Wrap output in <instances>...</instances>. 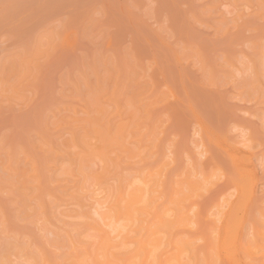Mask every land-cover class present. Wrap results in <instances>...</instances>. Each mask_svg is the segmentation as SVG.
Segmentation results:
<instances>
[{"label": "rangeland", "instance_id": "374dc122", "mask_svg": "<svg viewBox=\"0 0 264 264\" xmlns=\"http://www.w3.org/2000/svg\"><path fill=\"white\" fill-rule=\"evenodd\" d=\"M262 57L264 0H0V264H29L37 246L74 264L80 243L60 251L51 242L64 233L91 253L115 237L106 259L118 264H138L140 246L145 264H264ZM154 165L165 167V192L188 198L191 222H169L165 210L163 222L129 223L130 243H118L123 221L107 195L122 172ZM200 168L215 183L188 197L178 183L202 178ZM88 255L80 264L106 260Z\"/></svg>", "mask_w": 264, "mask_h": 264}, {"label": "bare ground", "instance_id": "6f19581e", "mask_svg": "<svg viewBox=\"0 0 264 264\" xmlns=\"http://www.w3.org/2000/svg\"><path fill=\"white\" fill-rule=\"evenodd\" d=\"M261 58V57H260ZM263 59H264V57H262ZM251 62V61H250ZM249 62V63H250ZM261 62H263V61H261ZM252 63V66H253V64H254V62H251ZM258 64V63H257ZM263 63H261V65H262ZM251 66V65H250ZM253 67H251V69H252ZM255 68V67H254ZM253 68V69H254ZM261 68V67H260ZM251 70L252 72H254V70ZM258 69V67L257 68H255V70H257ZM259 70V69H258ZM257 73V72H256ZM255 73V74H256ZM264 75V74H263ZM258 77V76H257ZM257 81V80H256ZM264 83V82H263ZM260 84V83H259ZM261 86H263V85H261ZM264 88V87H263ZM263 92V91H262ZM261 93V92H260ZM262 118V117H261ZM117 129H118V127H117ZM120 129H122V128H119V130ZM118 132V131H117ZM121 132V131H120ZM117 134V133H116ZM118 134H120V133H118ZM121 135V134H120ZM119 135V136H120ZM107 136V135H106ZM118 136V135H117ZM99 137V136H98ZM102 137V136H101ZM103 138H105L106 139V137H103ZM112 138V137H111ZM110 138V139H111ZM99 139V138H98ZM109 139V138H108ZM113 140L115 139L116 141H117V139L116 138H112ZM108 141V140H107ZM120 141V140H119ZM118 141V142H119ZM123 141V140H122ZM75 142V141H74ZM100 142L102 143L103 141L102 140H100ZM110 142V141H109ZM107 143V144H109L110 145V143ZM113 142V141H112ZM116 143V145L118 146V144H117V142H115ZM122 142H120V144H121ZM104 144V143H103ZM102 144V145H103ZM113 144V143H112ZM108 145V146H109ZM114 145V144H113ZM105 146H106V144H105ZM104 146V147H105ZM119 146H121V145H119ZM103 147V148H104ZM99 148V147H98ZM98 150V149H97ZM104 150V149H103ZM101 151H102V149H101ZM236 154V153H235ZM198 155V154H197ZM199 155H201V154H199ZM231 156V155H230ZM237 156V155H236ZM199 158H201V157H199ZM232 158H236L235 157V155H234V153H233V155H232ZM192 159V158H191ZM190 159V160H191ZM198 159V158H197ZM200 160V159H199ZM199 160H197V161H195L196 163H195V167H196V164H197V162L199 161ZM201 161V160H200ZM193 163V162H192ZM199 163V165L201 166V164H200V162H198ZM235 163V162H234ZM160 165H162V164H160ZM198 165V164H197ZM198 165V166H199ZM192 166H193V164H192ZM197 166V167H198ZM153 167V166H152ZM152 167H149V168H147L146 170H144L143 169V171L140 169V170H136V172H133V174H127V175H124V173L122 172V174H120V176H118L119 178L118 179H116V183L114 184L115 186H116V189L114 188L115 186H113V189H111V194L113 193V191L115 192V193H113V195H110L109 193H108V197H107V199H108V203H110V208H111V211H109L110 212V215H113V217H115V218H117V219H121L122 221H123V223H122V229H118L117 230V237H121L120 239H122L120 242L118 241V243H121V244H124V245H126L127 244V242H128V240H127V238H128V236H127V234H125L124 232H122L124 229H126L127 228V225H128V229L131 227V225L129 226V223H131L132 221H139L138 223H143V222H141V221H144V219H146L145 221H147L148 219V217H150V218H153L154 220L156 219L159 223L160 222H163L162 221V219H163V216H165V214H169V217H170V219L171 218H173V220H170L169 219V222L170 221H176L175 223H178V224H180V223H188L187 221H189V222H191L190 220H191V217H193L192 216V213L191 214H189V211L192 209L191 207H187V206H185L186 204H184L183 206H185L187 209H182V211H181V205H182V203H185V201L187 200L188 201V198L186 197V200H185V197L183 196L184 195V193H182L183 195L181 196V197H183V198H179L178 196H176V198H173V196H171V192L170 191H168V192H165L164 191V189L166 188V183H164L165 182V178L167 177V174H166V171L164 172L163 171V168H164V170H165V167H164V165L163 166H161V167H158V166H156V168H155V165H154V167L152 168ZM157 167H158V169H157ZM195 167H193V169L195 168ZM246 167V166H245ZM105 168V167H104ZM107 169V168H106ZM188 170H190V169H188ZM187 170V171H188ZM199 170H201V168L199 169ZM199 170H197L196 169V171H195V173L196 172H198ZM246 170H248V169H246ZM186 171V172H187ZM233 171L234 170H232V173H233ZM242 171V170H241ZM245 171V170H244ZM191 172V171H190ZM118 173V172H117ZM121 173V172H120ZM128 173V172H127ZM165 173V174H164ZM198 173H200L199 175H201L202 176V178H200L199 177V179L198 180H196V179H190L189 177L191 176V175H194V174H190L188 177H187V179H185L186 178V176H185V178L182 180V182H180L179 181V183L178 184H180L181 186H182V183H183V181H184V185H183V187H182V190L183 189H185V191H187V188H185L184 186H186L187 185V187H188V190H189V188L191 189L192 188V190H190V191H187L188 193H187V195L186 196H188V195H190V192H192V194L193 195H191L192 197L193 196H195V195H200L199 193H197V194H195L196 193V189L197 190H200V188H202L203 187V185H205V184H207V185H213V183H215L214 181H212V177H210V175H208L207 174V171H205L204 169H202L201 171H199ZM231 173V174H232ZM246 173V172H245ZM126 174V173H125ZM197 174V173H196ZM242 174H244V173H242ZM123 175V176H122ZM233 176L234 175H236V174H232ZM85 176V175H84ZM237 176H238V174H237ZM241 176V175H240ZM194 177H196L195 175H194ZM236 177V176H235ZM242 177V176H241ZM241 177H240V179H241ZM245 177V176H244ZM117 178V177H116ZM245 178H247L248 179V177H245ZM247 179H246V181H247ZM117 180H118V182H117ZM214 180V179H213ZM237 180H238V178H237ZM243 180V179H242ZM241 180V181H242ZM245 180V179H244ZM253 181V180H252ZM96 182H98V183H100L99 181H96ZM198 182V183H197ZM211 182H212V184H211ZM217 182V181H216ZM26 183V182H25ZM104 183V182H103ZM106 183V182H105ZM118 183V184H117ZM199 183H202V186H201V184H199ZM209 183V184H208ZM245 185H246V182H243ZM243 183H242V185H243ZM23 184V183H22ZM91 184V183H90ZM176 184V183H175ZM177 184V185H178ZM24 185H26V184H24ZM215 185V184H214ZM238 185H239V183H238ZM103 186V185H102ZM167 186H168V184H167ZM170 186V185H169ZM181 186H179L180 188H181ZM199 186V187H198ZM201 186V187H200ZM248 186H249V184H248ZM129 187H130V189H129ZM172 187V185L170 186V188ZM205 187V186H204ZM241 187V186H240ZM244 187V186H243ZM247 187V186H246ZM245 187V188H246ZM104 188V187H103ZM105 188H106V186H105ZM104 188V189H105ZM178 188V186L176 187V189ZM194 188V189H193ZM103 189V190H104ZM174 189V188H173ZM236 189V188H235ZM249 189H250V187H249ZM248 189V190H249ZM101 190H102V187H101ZM106 190H108V189H106ZM106 190H105V192L104 193H107L106 192ZM178 190H180L181 191V189H178ZM247 190V189H246ZM184 191V192H185ZM250 191V190H249ZM249 191H247V192H249ZM170 192V193H169ZM177 192H179V191H177ZM181 192H183V191H181ZM194 192V193H193ZM198 192H200V191H198ZM203 192V191H202ZM243 192V191H242ZM94 193V192H93ZM29 194H31V193H29ZM96 194V193H95ZM172 194H173V192H172ZM186 194V193H185ZM240 194H241V192H240ZM247 194V193H246ZM110 195V196H109ZM176 195H178V193L176 194ZM243 195V194H242ZM248 195V194H247ZM104 196H105V194H104ZM112 196V197H111ZM175 196V195H174ZM179 196H180V193H179ZM25 197H27L26 195H25ZM29 197V196H28ZM106 197V196H105ZM104 197V198H105ZM189 197V196H188ZM240 197H241V195H240ZM239 197V198H240ZM247 197V196H246ZM96 198V197H95ZM160 198H163L161 201H158ZM242 198H244L243 200L245 201V197H242ZM184 199V200H183ZM247 199V198H246ZM26 200H27V198H26ZM76 200V199H75ZM110 200V201H109ZM25 201V200H24ZM28 201V200H27ZM182 201V202H181ZM184 201V202H183ZM249 201V200H248ZM263 201V200H262ZM29 202H30V200H29ZM106 202V203H107ZM181 202V203H180ZM240 202L241 203H243L241 200H240ZM254 202H256V201H254ZM41 203V202H40ZM75 203H76V201H75ZM79 204V203H78ZM255 204V203H254ZM260 204V203H259ZM38 205V204H37ZM36 205V206H37ZM41 205V204H40ZM82 204L80 203V206H81ZM193 205V204H192ZM217 205V204H216ZM215 205V206H216ZM237 205H239V204H237ZM236 205V206H237ZM258 205V204H257ZM30 206V205H29ZM42 206V205H41ZM194 206V205H193ZM221 206V205H220ZM220 206H217V208H219ZM235 206V205H234ZM235 206V207H236ZM240 206V205H239ZM239 206H238V208H239ZM28 208V207H27ZM36 208V207H35ZM84 208V206L82 207V209ZM184 208V207H183ZM188 208H190V209H188ZM241 208L243 209V207H242V205H241ZM219 209H221V207L219 208ZM234 209V207L231 209V212H232V210ZM29 210V209H28ZM31 210V209H30ZM42 210V209H41ZM40 210V211H41ZM77 210V209H76ZM80 210V212H83V211H81V209H79V207H78V211ZM165 210H168L169 211V213H168V211H166L167 213H165ZM170 210H171V212H170ZM183 210H185V211H183ZM237 209H235V211H236ZM33 211V210H32ZM105 211L106 210H104V213H105ZM187 211V212H186ZM192 211V210H191ZM217 211V210H216ZM255 211V210H254ZM256 211H258V210H256ZM255 211V212H256ZM264 211V210H263ZM35 212V211H34ZM43 212V211H42ZM79 212V213H80ZM84 212H85V210H84ZM84 212L82 213V214H84ZM96 212V211H95ZM215 212V211H214ZM219 212V211H218ZM218 212H216V213H218ZM87 213V212H86ZM85 213V214H86ZM100 213V212H99ZM106 213H108L107 211H106ZM188 213V214H187ZM213 213V212H212ZM211 213V214H212ZM237 213V212H236ZM33 214V213H32ZM48 214V213H47ZM75 214H77V212H75ZM219 214H222V212L221 213H219ZM232 214V213H231ZM230 214V215H231ZM235 214V213H234ZM241 214V213H240ZM247 214V213H246ZM258 214V213H257ZM261 214H263V212L261 213ZM261 214H259V215H261ZM89 215V214H88ZM236 215V214H235ZM258 215V216H259ZM264 215V214H263ZM262 215V216H263ZM74 216V215H73ZM82 216V218H83V215H81ZM99 216V215H98ZM105 216L107 217V216H109V213L108 214H105ZM167 216V215H166ZM213 216V215H212ZM217 216V215H216ZM234 216V215H233ZM237 216V218L239 219V217H238V215H236ZM85 217H86V215H85ZM84 217V218H85ZM88 217L89 216H87V219H88ZM94 217V216H93ZM103 216L101 215V218H102ZM111 217V216H110ZM168 217V216H167ZM166 217V218H167ZM168 217V218H169ZM207 217H208V215H207ZM247 217V216H246ZM261 217V216H260ZM264 217V216H263ZM45 218V217H44ZM75 218V217H74ZM81 217H79V219H80ZM90 218H92V217H90ZM97 218V217H96ZM100 218V219H101ZM109 218V217H108ZM107 218V219H108ZM115 218H113V220L115 219ZM227 218V217H226ZM231 218V217H230ZM47 219V218H46ZM103 219V218H102ZM106 219V218H105ZM178 221H177V220ZM234 219H236V218H234ZM233 219V220H234ZM264 219V218H263ZM263 219H260L261 221L263 220ZM90 220V219H89ZM98 220H99V218H98ZM104 220V219H103ZM183 220V221H182ZM229 220H232V219H229ZM240 220V219H239ZM93 221V220H92ZM101 221V220H100ZM106 221V220H105ZM104 221V222H105ZM109 221V220H108ZM148 221H150V220H148ZM157 221H155V222H157ZM164 221H165V218H164ZM225 221V220H224ZM236 221H237V219H236ZM236 221H234V222H236ZM77 222V221H76ZM82 222H84V221H82ZM94 222V221H93ZM96 222V221H95ZM103 222V223H104ZM115 222H118V221H115ZM157 222V223H158ZM172 222V223H173ZM214 222V221H213ZM232 222V221H231ZM231 222H229V223H231ZM233 222V224L235 225V223ZM78 223V222H77ZM86 223H88V222H86ZM103 223H101V224H103ZM183 223V224H184ZM237 223V222H236ZM70 224H71V222H70ZM74 224H76V223H74ZM73 224V225H74ZM79 224H80V222H79ZM91 224V223H90ZM89 224V225H90ZM95 224H97V223H95ZM107 224V223H106ZM134 224V223H133ZM145 224V223H144ZM144 224H142V226H140V224H138V225H136V223H135V227H134V229L137 227L138 229L137 230H139L140 231V229H142V230H145L146 229V227L145 228H143L144 226ZM162 224V223H161ZM164 224V223H163ZM163 224H162V226H160V227H163ZM169 224V223H168ZM183 224H181V225H183ZM78 225V224H77ZM76 225V226H77ZM83 225V224H82ZM87 225V224H86ZM89 225H87V227L89 226ZM108 225V224H107ZM106 225V226H107ZM167 225V224H166ZM211 225V224H210ZM75 226V225H74ZM85 226V225H84ZM91 226H94L93 224H91ZM96 226V225H95ZM98 226V225H97ZM96 226V227H97ZM101 226V225H100ZM141 228H140V227ZM146 226V225H145ZM157 226L159 227V224H157ZM164 226H165V224H164ZM185 226H187V225H185ZM233 226V225H232ZM78 227H80V229H78V231L77 230H74L73 229V231H77V233H80L79 232V230L80 231H82L84 228L83 227H81V224L80 225H78ZM78 227H76V229L78 228ZM124 227H126V228H124ZM156 227V226H155ZM231 227V226H230ZM71 228H72V226H71ZM81 228H83L82 230H81ZM86 228V227H85ZM89 228V227H88ZM88 228H86V229H88ZM90 228H92V227H90ZM89 228V229H90ZM94 228V227H93ZM115 228V227H114ZM124 228V229H123ZM150 228V227H149ZM187 228V227H186ZM212 228H214V224H213V227ZM216 228V227H215ZM96 230L98 229V228H95ZM107 229V227H105V230ZM127 229V230H128ZM133 229V231L135 232L136 231V229L134 230ZM160 229V228H159ZM103 231H104V228L102 229ZM110 230H111V226H110ZM110 230H108V231H110ZM126 230V231H127ZM131 230V229H130ZM130 230H128V231H130ZM147 230H148V228H147ZM155 230H158V228H156ZM88 231V230H87ZM87 231H85V229H84V233H86ZM114 231V230H113ZM127 231V232H128ZM132 230H131V234H133L132 232H133ZM150 229H149V232L148 233H150ZM160 230H158L157 232H159ZM214 231V230H213ZM216 231V230H215ZM214 231V232H215ZM48 232H50L49 230H48ZM52 232V231H51ZM92 232H94L93 230H92ZM91 232V233H92ZM96 232V231H95ZM98 232H99V230H98ZM105 232V231H104ZM122 232V233H121ZM138 232V231H137ZM145 232V231H144ZM143 232V233H144ZM152 232V231H151ZM229 232V231H228ZM231 232V231H230ZM74 233V232H73ZM90 233V234H91ZM100 234H102L101 232H99ZM139 233H141V232H139ZM139 233H137L138 235H139ZM51 234V233H50ZM56 233H54V235H55ZM65 235H55V237H53L52 238V240H51V242L55 245V246H57V247H55V248H57V250H59L60 249V251H61V247H63L62 249H65V247L66 248H69V250H70V248H75V250H77L78 248H77V244L78 243H80V248L82 247V250L80 251V249H78L76 252L78 253V252H80V253H78V254H80L81 256L83 255V257L84 256H86V253H87V255H88V252H89V254L90 255H88V257L89 256H91L92 257V259L96 256V258L98 259V258H100L99 257V255L98 254H96V255H93V252H95L96 251V253H97V251H98V253L100 252H102V255L103 256H101V258H104V259H106V256L107 257H109V255L108 254H113V252H110V250H111V248L114 246L115 247V245H116V243L115 244H113V243H111L109 240L111 239H109L107 236H103L104 237V239L106 240H104L103 239V237H102V239H98L97 237L99 236H97L96 235V238L98 239V240H101L100 241V244L98 243V245L95 247V251H93L92 249V253L90 252V251H88L89 250V247L87 248V247H83L84 246V244L86 243V246L88 245L87 244V242L86 241H84L85 240V238L86 237H84L83 238V241H84V244H82L83 242L81 241V242H77L76 243V237L74 236V235H69V234H66V233H64ZM74 234H76V233H74ZM89 234V235H90ZM97 234V233H96ZM110 234V233H109ZM130 234V232L128 233V235ZM134 234H136V233H134ZM133 234V235H134ZM136 234V235H137ZM146 234H147V232H146ZM215 234H216V232H215ZM233 234V233H232ZM231 234V235H232ZM53 235V233H52V235L51 236H54ZM79 235V234H78ZM84 234H83V231H82V234H81V237L83 236ZM87 234H85V236H86ZM91 235H93V233L91 234ZM91 235H90V238H91ZM122 235V236H121ZM135 235V237H137V238H140V237H138V236H136ZM141 235H143V234H141ZM217 235V234H216ZM216 235H215V237H216ZM262 235V234H261ZM80 236V235H79ZM94 236V235H93ZM113 236H115V235H113ZM126 236H127V238H126ZM140 236V235H139ZM213 236V235H212ZM228 236L229 235H227V238H228ZM233 236V235H232ZM13 237H15V235L13 236ZM75 237V238H74ZM80 237V238H81ZM135 237H134V239H135ZM142 237V236H141ZM214 237V236H213ZM230 237V236H229ZM50 238V237H49ZM87 238H88V235H87ZM90 238H89V240H90ZM108 238V239H107ZM115 238V237H114ZM114 238H112L113 240H114ZM144 238V237H143ZM147 238H149L150 239V237H147ZM211 238V237H210ZM232 238V237H231ZM261 238V237H260ZM46 239H48V238H46ZM93 240H94V238H92ZM111 239V241H113ZM116 239V238H115ZM132 239V238H131ZM130 239V240H131ZM131 240V241H134V242H136V240H137V242H136V247L138 248L142 243H140L141 241H139L138 239H136V240ZM213 239V238H212ZM215 239V238H214ZM233 239V238H232ZM259 239V238H258ZM264 239V238H263ZM262 239V240H263ZM14 240V239H13ZM19 240V239H18ZM76 240V241H75ZM81 240V239H80ZM88 240V239H87ZM96 240V239H95ZM118 240V239H117ZM124 240V241H123ZM160 240V239H159ZM231 240V239H230ZM235 240V239H234ZM255 240V239H254ZM9 241V240H8ZM22 241V240H21ZM39 241H40V239H39ZM49 241V240H48ZM92 241V240H91ZM97 241V240H96ZM125 241H127V242H125ZM146 241V240H145ZM148 241V240H147ZM157 241H158V239H157ZM189 241V240H188ZM214 241V240H213ZM14 242V241H13ZM19 242V241H18ZM42 242V240L40 241V243ZM95 242V241H94ZM104 242H106V243H104ZM115 242H117V241H115ZM155 242V241H154ZM232 242V241H231ZM88 243H90V242H88ZM93 243V242H92ZM106 244L105 246H103L104 244ZM128 243H130V242H128ZM137 243H139V244H137ZM144 243V242H143ZM185 243V242H184ZM215 243V242H214ZM262 243V245L264 246V244H263V242H261ZM1 244H3V243H1ZM23 244H25V243H23ZM48 244L50 245V242H48ZM134 245H135V243H133ZM148 244V243H147ZM189 244H191V243H189ZM189 244H187V245H189ZM226 244H227V242H226ZM6 245V244H5ZM18 246H19V244H17ZM27 245V244H26ZM52 245V244H51ZM53 245V246H54ZM138 245V246H137ZM185 245V244H184ZM217 245V244H216ZM256 245V244H255ZM1 246V245H0ZM40 246V245H39ZM52 246V247H53ZM90 247H91V244L89 245ZM103 248H102V247ZM108 248H107V247ZM118 246H119V244L118 245H116V248L118 249ZM123 246V245H122ZM127 246V245H126ZM125 246V247H126ZM129 246V245H128ZM178 246V245H177ZM183 246V245H182ZM22 247H24V246H22ZM58 247H60L59 249H58ZM78 247H79V244H78ZM104 247L106 248V249H108V250H104ZM134 246H132V248H133ZM184 247V246H183ZM2 248V247H1ZM77 248V249H76ZM94 248V247H93ZM97 248V249H96ZM101 248V249H100ZM121 248V250H123L122 249V247H120ZM124 248V247H123ZM130 248V247H129ZM135 248V247H134ZM133 248V249H134ZM141 250H140V249ZM138 249L139 250H136V248H135V251H137L138 253H139V256L142 258H140L139 256H138V254H137V257H138V264H145V262H147V260L145 261V259H148V256L146 257V258H144L146 255L145 254H147V253H145V254H143L146 250L143 248V246H140ZM188 248H190V247H187V249ZM23 248H21V250H22ZM27 249H31V246L29 245L28 247L27 246H25V248H24V251L22 250V252H24V253H27V255H28V253L30 252H28V250ZM44 248H40L39 247V249H38V246H37V249H32L33 251H34V253H29L30 255H31V258H30V262H29V264H56L57 262H55L54 261V259H53V257H51L52 255H50V251L49 252H47L46 250V252L43 250ZM127 249V247L125 248V250ZM132 249V250H133ZM147 249V248H146ZM177 249V248H176ZM25 250H27L26 252H25ZM31 250V251H32ZM37 250V251H36ZM74 250V251H75ZM103 250V251H102ZM115 250V249H114ZM124 250V251H125ZM131 250V251H132ZM145 250V251H144ZM148 250V249H147ZM150 250V249H149ZM179 250V249H178ZM185 250V249H184ZM10 251V250H9ZM32 251V252H33ZM54 251V250H53ZM64 252H65V250H63ZM73 251V250H72ZM84 251H85V253H84ZM109 251V252H108ZM111 251H113V250H111ZM119 251V250H118ZM128 251H130L129 249H128ZM180 251H181V249H180ZM214 251V250H213ZM249 251V250H248ZM4 252V251H3ZM64 252H60V253H64ZM76 252H74L73 254H75ZM82 252V253H81ZM108 252V253H107ZM120 252H122V251H120ZM119 252V253H120ZM132 252H134V251H132ZM147 252V251H146ZM190 252V251H189ZM208 252V251H207ZM15 253V252H14ZM49 253V254H48ZM70 253V252H69ZM75 254V255H78V254ZM84 253V254H83ZM104 253L105 254H107V255H105L104 256ZM118 253V252H117ZM116 253V254H117ZM131 253V252H130ZM130 253H128L127 252V254L129 255ZM136 253V252H135ZM135 253H132L131 255H136ZM157 253V252H156ZM176 253V252H175ZM213 253H216L215 251L213 252ZM18 254V253H17ZM22 254V253H21ZM59 254V253H58ZM67 255V261L71 258L70 257V255L68 256V251H67V253H66ZM112 254H111V256H112ZM121 254V253H120ZM122 254H123V252H122ZM151 254H152V252H151ZM190 254V253H189ZM217 254V253H216ZM216 254H214L215 256H216ZM16 255V254H15ZM26 255V256H27ZM50 255V256H49ZM63 255V254H62ZM74 255V256H75ZM80 255H78V258L76 257H74L73 259L74 260H71V262H75L74 264H78V262L77 261H79V257H81ZM97 255H98V257H97ZM130 255V256H131ZM144 255V256H143ZM158 254H155V258L157 259L158 257H156ZM161 255V254H160ZM176 255V254H175ZM192 255V254H191ZM5 256V255H4ZM18 256V255H17ZM94 256V257H93ZM113 256H114V254H113ZM118 256V255H117ZM120 256V255H119ZM122 256V255H121ZM121 256L119 257V258H121ZM159 256V255H158ZM194 256V255H193ZM215 256H214V258H215ZM1 257H2V255H1ZM56 257H59V255H57ZM64 257H65V255H64ZM73 257V256H72ZM88 257H86V259H84V261L86 260V261H88L87 260V258ZM116 257V256H115ZM123 257H125V256H123ZM152 257V256H151ZM154 257V256H153ZM177 257V256H176ZM175 256H174V258H176ZM179 257V256H178ZM177 257V261H178V259L180 260V258H178ZM196 257V256H195ZM194 257V258H195ZM27 258H29V256H27ZM60 258V257H59ZM63 258V257H62ZM95 258V259H96ZM100 258V259H101ZM113 258V257H112ZM127 257H125L123 260L122 259H120L122 262H120L119 264H130V261H129V263H128V261L127 262H125V259H126ZM136 258V257H135ZM134 258V259H135ZM182 258V257H181ZM192 258V257H191ZM214 258H213V260L212 261H214ZM216 258H217V256H216ZM83 258L81 257V260H82ZM89 259H91V258H89ZM100 259H99V261H100ZM114 259H117V257L116 258H114ZM114 259H112V260H114ZM132 259H133V257H132ZM150 259V258H149ZM193 259V258H192ZM55 260H57V259H55ZM94 260V259H93ZM112 260H111V257H110V259L109 258H107L105 261H103L102 262V260H101V263L102 264H112L113 262H112ZM127 260V259H126ZM223 260V259H222ZM90 261V260H89ZM92 261V260H91ZM135 261L137 262V260L135 259ZM152 261L154 262L155 260L154 259H152ZM152 261H151V263H152ZM157 261H159L160 262V259L158 258V260ZM176 261V262H177ZM193 261V260H192ZM216 261H218V260H216ZM215 261V262H216ZM70 262V261H69ZM117 262V261H116ZM135 262V263H136ZM150 262V261H149ZM179 262L180 261H178L177 263L179 264ZM219 262V261H218ZM232 262V261H231ZM60 263H63L62 262V259H61V262ZM67 263V262H66ZM65 263V264H66ZM82 263H84V262H82ZM89 263V262H88ZM92 263H93V261H92ZM98 263V262H97ZM134 263V264H135ZM151 263H148V264H151ZM198 263V262H197ZM219 263H221V262H219ZM59 264V263H58ZM73 264V263H72ZM79 264H80V261H79ZM90 264V263H89ZM95 264V263H94ZM99 264V263H98ZM113 264H118V262L117 263H115V260H114V263ZM131 264H133V262H131ZM155 264H159V263H155ZM176 264V263H175ZM192 264V263H191ZM212 264H213V262H212ZM222 264V263H221ZM231 264V263H230Z\"/></svg>", "mask_w": 264, "mask_h": 264}]
</instances>
